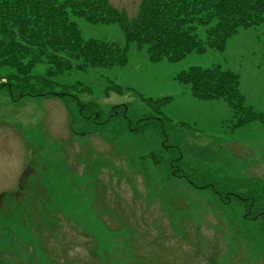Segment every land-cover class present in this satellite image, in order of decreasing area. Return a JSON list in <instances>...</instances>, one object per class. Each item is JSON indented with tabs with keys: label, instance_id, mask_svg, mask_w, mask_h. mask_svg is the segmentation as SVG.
<instances>
[{
	"label": "rangeland",
	"instance_id": "1",
	"mask_svg": "<svg viewBox=\"0 0 264 264\" xmlns=\"http://www.w3.org/2000/svg\"><path fill=\"white\" fill-rule=\"evenodd\" d=\"M141 1L110 3L134 17ZM70 19L85 40L126 43L116 24ZM197 34L205 40L206 28ZM216 65L239 74L247 103L264 113V24L241 29L223 53L151 63L146 49L132 46L125 67L75 69L52 79L44 92L96 105L100 121L109 120L103 137L85 135L93 127L78 119L72 98L13 101L0 91V264H264V217L247 221L241 204L225 206L201 187L264 202V125L235 128L224 100L199 101L175 80L192 67ZM47 69L42 63L32 75ZM13 74L0 69V78ZM113 84L123 93L111 91ZM167 97L171 103L159 110L143 102ZM67 104L77 114L76 133ZM116 106H127L128 118L120 110L110 120ZM150 116L168 121L127 131L129 121ZM161 132L182 150L179 167L198 187L185 178L165 181L145 159L164 150Z\"/></svg>",
	"mask_w": 264,
	"mask_h": 264
},
{
	"label": "trees",
	"instance_id": "2",
	"mask_svg": "<svg viewBox=\"0 0 264 264\" xmlns=\"http://www.w3.org/2000/svg\"><path fill=\"white\" fill-rule=\"evenodd\" d=\"M71 14L94 25H118L124 34L125 45L85 40L78 25L71 21ZM262 24L264 0H142L134 17L117 9L110 0H0V69L16 70V74L0 78V91L5 90L13 101L26 96H56L66 102L75 100L78 103V119L90 122L93 127L86 133L102 136L101 126L109 120L100 121L102 113L96 105L83 104L77 97L65 92H44L45 88L56 84L52 79L75 69L87 71L125 67L132 46L138 50L146 49L151 63H179L192 53L204 55L209 50L223 53L228 42L241 29ZM200 27L206 28L205 40L197 34ZM42 63L48 65L45 75L33 76L34 68ZM175 80L189 86L193 98L199 101L224 100L237 119L235 128L254 122L264 125V113L256 112L247 103L239 74L224 70L221 65L209 69L192 67L179 73ZM78 89L89 90L84 87ZM110 90L123 93V89L115 84ZM172 99L143 98V102L152 110H159L171 103ZM67 108L71 130L76 133L74 125L77 124V114L68 104ZM120 110L128 118L127 106H116L113 114L108 116L110 120L118 117ZM152 120L161 123L168 121L167 118L151 116L136 122L131 120L127 131L138 133ZM161 133L165 135L164 150L143 158L150 160L155 169L164 173L165 181L185 178L192 182L179 167L182 150L168 146L167 135ZM167 154L171 156L166 158ZM194 186L197 185L194 183ZM201 187L212 190L225 206L233 202L241 204L246 210L247 221L264 217V202L254 196L239 197L229 192L222 193L214 184Z\"/></svg>",
	"mask_w": 264,
	"mask_h": 264
}]
</instances>
